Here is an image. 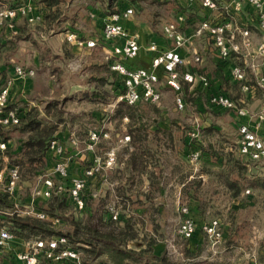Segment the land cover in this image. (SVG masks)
<instances>
[{"label":"crops","instance_id":"0c3cea01","mask_svg":"<svg viewBox=\"0 0 264 264\" xmlns=\"http://www.w3.org/2000/svg\"><path fill=\"white\" fill-rule=\"evenodd\" d=\"M24 1L0 0V7L15 6ZM86 1L92 4L95 2ZM217 1L219 7L209 9L203 7L200 0H149V4L144 3V10L136 11L129 18H122L121 23L131 34L138 36L141 46L137 58L130 62L135 67L151 66L152 43H156L160 50L173 47V42L165 35L164 27L179 14L186 17V21L180 23V29L188 35H192L196 26L204 19L231 21L237 27L251 30L252 47L233 53L229 59L219 56L207 36L194 37L180 48L179 52L185 60L184 64L178 66L181 91L176 92L171 88L168 84L170 77L163 72L157 85L163 99L158 104L142 103L133 106L130 114L117 113L122 104L117 101L120 77H117L118 72L109 68L108 50L104 44L99 42L94 48L81 49L67 41L68 30L78 31L87 38H102L104 14L99 5L92 8L89 4L88 13L82 6L85 13H79V16L84 25L83 30L76 28V25L82 23L74 20L76 16L73 18L68 15L72 19L66 21L63 31L57 28L66 20L64 17L59 22L47 24L45 15L49 9L41 1L36 3L32 12L40 16L39 20L31 23L22 20L24 16L18 17V33L15 35L8 28L0 29V79L15 77L11 89L12 104L23 115L35 106L41 111V117H46L45 108L49 102L68 98L73 117L65 128L60 127L55 136L68 149L71 174L84 176V171L96 156L104 157L111 145L117 147V164L87 178L85 192L88 195L96 192L98 195L89 198L83 213L79 214L75 210V219L81 216L86 220L89 214H94V222L110 223L108 206L114 204L123 216L121 225L127 220L135 223L138 238L128 242L129 249L139 251L146 247L147 238L155 237L157 241L153 244V254L165 255L175 264H263L261 256H264V249L256 246V240L255 247L250 249L243 241V236H248L247 231H252L251 227L255 238L264 240V218L261 217L256 222L251 215L241 214L242 209L250 204L254 205L257 197L255 189L249 187L246 190H251V194L244 191L240 196L233 197L227 182L228 173L230 172V179L233 176L227 161L231 157L233 142H228L231 147L228 145L226 154L216 151L206 154L197 167L189 160L191 149L188 145L190 137L187 128L200 127L201 124L197 121L198 118L187 119L186 111L193 109L197 112L195 116L203 118L207 107H216L210 102L211 94L226 93L238 106L249 111L250 115L240 116L236 110L215 109L228 113L231 118L227 116L225 122L220 119L214 122V130L221 131L220 124L224 123L228 135L231 130L237 132L236 143L240 126L248 124L255 128L257 114L264 112V84L258 82V77L264 74V60L256 57V48L263 37L257 26V12L246 2L238 11L234 8L233 0ZM148 5L149 14L145 8ZM78 10L67 6L64 7L63 14H76ZM237 40H241L240 34L237 35ZM195 53L201 57V61H194ZM12 61L36 69V75L29 78L16 77L10 67ZM75 61L78 65H75ZM251 64L257 66L255 70L250 68ZM235 65L248 68L251 75L249 79L253 82L249 85L250 89L244 90L243 82L234 80L231 71ZM186 72L207 75L210 87H204L198 79L194 82L185 80ZM177 95L183 96V109L171 102ZM190 95L194 98L193 102L187 99ZM174 112L183 116L175 113L173 117ZM95 128L108 132L109 137L101 136L95 149L91 150L87 148V142L90 131ZM258 133L264 136V122ZM128 135L130 139L124 140ZM71 136L79 138V147L72 146ZM3 138L0 134V139ZM24 138L25 134L22 132L13 134L7 139V143L17 152L21 149ZM226 138L231 139L229 136ZM234 154L245 161L243 163L247 162V175L251 173L257 176L264 172V158L255 161L240 151ZM25 185L26 183H21L20 186L24 194L19 200L22 215H27V210L44 202V198L37 195L34 188H30L29 192L24 188ZM223 198L228 203L225 211L230 210L229 214H233H224L221 218L223 241L213 248L200 227L214 218L216 209L224 205L221 203ZM184 205L189 207L190 215L199 226L194 237L188 241L178 233L183 217L180 209ZM68 217L69 213L65 212L60 221L69 223ZM254 229H258V232ZM169 237L177 244L176 248L171 249L172 252L165 241ZM226 241L234 243L226 244ZM16 261L10 260L7 254L0 255V264H22Z\"/></svg>","mask_w":264,"mask_h":264},{"label":"built area","instance_id":"2783aa9c","mask_svg":"<svg viewBox=\"0 0 264 264\" xmlns=\"http://www.w3.org/2000/svg\"><path fill=\"white\" fill-rule=\"evenodd\" d=\"M37 0H25L11 7H0V29L8 28L12 34L18 33L17 19L24 16L29 22L33 23L40 19L39 15L32 14ZM193 1V0H190ZM201 5L209 9L219 7L217 0H200ZM249 3L257 12V26L261 31L263 41L256 48V57L264 60V0H233L234 8L241 10L244 3ZM134 14L133 7H127L119 12H114L103 17L102 38H87L78 31L68 30L67 40L81 49L94 48L102 42L107 53V59L110 61V69L118 72L120 77L118 102H124L129 105L140 103H160L162 92L158 88L162 73H168V84L176 92L181 91V84L178 81V66L185 63L179 49L187 45L194 37L207 36L213 44L216 52L223 59H229L233 53H240L243 48L252 47V33L250 28L235 26L231 21H214L212 19L202 20L195 28L192 35H188L180 29V23L186 21L184 14H179L176 21L169 22L164 27V32L168 40L173 42V47L168 50H160L156 43L150 45L153 52L152 63L150 67H135L130 62L137 58L140 51V43L136 34H131L121 23L122 18H129ZM240 34L241 40H237ZM194 61H201V57L195 53ZM12 64V65H11ZM10 67L16 77L29 78L36 75V69L24 67L12 61ZM255 64L250 68L255 70ZM232 76L237 80L243 81L246 77V68L235 65L232 68ZM258 82L264 84V74L258 77ZM184 79L194 82L198 79L201 84L209 88L211 83L207 75L200 72H186ZM15 83V77H8L0 85V124L10 126L20 123V115L17 109H8V103L11 98V89ZM244 90H248L247 84L243 85ZM210 102L217 107L236 110L238 115H250L249 111L237 105V103L226 93L215 92L210 96ZM176 103L179 109L185 107L182 95H177ZM255 128L248 124H242L239 128L240 138L238 147L240 153L249 156L252 160L258 161L264 158V136L258 133V129L264 122V112L257 114ZM192 138L199 136L198 128L194 127L189 133ZM101 136L109 137L108 132H103L97 128L90 131L87 148L93 150L101 139ZM130 136H125L124 140H129ZM72 146L79 147L80 140L77 136H71ZM8 147L7 141L0 139V161L3 168L0 171V186L5 192H8L16 200L15 207L20 206V170L17 165L9 161L6 154ZM50 152L54 156L53 172L57 180L49 174L39 176L37 180L42 182L37 186L35 193L45 199L51 197L54 193L67 191L76 211H84L87 207L85 199V190L87 178L92 177L106 168H112L117 164V147L111 145L106 155L96 156L93 163L86 168L84 176H75L70 172V154L67 147L59 139L51 140L49 145ZM202 159V151L196 148L190 152V162L196 167ZM69 179L70 185L67 186ZM246 193L251 194V190ZM97 193H92V197H97ZM110 214L114 220L120 216L119 208L111 204L108 206ZM18 212V209H16ZM183 214L181 218L178 233L185 240L194 237L199 230L197 222L190 215V209L187 205L181 207ZM30 215L39 218H48V215L40 209V205L26 211ZM201 232L207 237L209 244L216 248L223 240V225L219 218H213L203 223L200 227ZM166 245L170 252L176 248L177 244L172 237L167 238ZM68 239L63 235H53L49 239L30 238L19 240L6 227H0V253L13 256L22 264H42L41 257L52 264H86L83 263L81 254L78 250L66 245ZM21 243V244H20Z\"/></svg>","mask_w":264,"mask_h":264},{"label":"trees","instance_id":"16d2710c","mask_svg":"<svg viewBox=\"0 0 264 264\" xmlns=\"http://www.w3.org/2000/svg\"><path fill=\"white\" fill-rule=\"evenodd\" d=\"M40 1L44 2L49 9L45 15V22L49 25L59 22L64 12L65 0H37L36 3L39 4ZM94 1L95 2L91 4L93 6L92 8L99 5L104 16L122 11L130 5L133 6L134 13L136 11H142L144 10V3H149V0ZM177 16L174 21L177 20ZM22 20L29 22L26 17ZM214 50L216 51L215 48ZM118 76L119 74L117 77ZM249 76L251 75L246 68V77L241 81L243 82V85L247 84L249 86L253 83L249 79ZM233 78L238 82L234 76ZM3 79L4 78L0 79V85L4 82ZM187 99L188 101H194V98L191 95ZM59 101L60 100H54L49 102L45 108L46 117H41V111L38 107L33 106L25 115H23L22 111L12 104V97L9 100L7 108L18 110L20 123L10 126L0 124V131L4 137L3 140L5 141L11 136L10 134L5 135L3 132L5 128L12 127L15 128L18 133L22 132L25 134V138L21 142L20 150L14 152L13 147H10L9 145L6 150V154L11 162H13L12 164H16L19 167L21 175L20 184L30 181V179H33L36 175L46 174V169L54 165L55 158L50 152L49 145L51 140L56 138L55 135L60 129V124L63 121V112L59 110V105L61 104ZM136 105L138 104L129 105L122 103L119 105L117 113H120L121 115L124 113L130 114L131 109ZM215 109L221 110V108L217 106ZM189 137L190 144L188 145L191 151L196 148H199L202 151L201 161L206 157V154H211L203 151L201 143L197 138H192L190 135ZM230 156L231 157L227 159V161L233 176L230 179L229 172L227 182L231 189V195L233 197H238L244 192L245 187L234 178V170L237 169L239 176L247 177L248 166L246 165L247 162L243 163L245 161L234 153H231ZM2 168L3 163L0 161V171ZM54 179L57 180V177L54 176ZM66 183L67 186L70 185L69 179ZM257 186L256 182L251 184V188L253 189L257 188ZM89 198H92V194L88 195L85 192L87 203L89 202ZM15 204L16 200L12 198L8 192H5L2 186H0V227L8 228L20 241L30 238L49 239L53 235L66 236L68 239L66 245L78 250L81 254L83 263L86 264H175L165 255L157 256L153 254V244L157 241V238L155 237H151L150 239L147 238L146 247L139 251L127 248L130 240L138 238V232L135 229V223L131 220H127L121 225L120 222H122L123 219L121 213L117 220H114L110 214V223L94 222V214H89L87 219H84L85 221L82 217L75 219L74 216L70 215L68 217L69 225L71 226L70 230L63 231L56 228V224H54L52 219L63 217L66 209L73 206V202L67 191L54 193L51 197L45 199L44 202L41 203L40 209L45 212L49 218H39L30 214L22 215L20 212L16 211ZM77 212L79 214L83 213V211ZM230 243L231 241H229V244ZM261 248L264 249V240L261 242ZM0 255L3 256L1 253ZM8 258L12 261L17 260L13 256H8ZM41 260L42 264H52L50 261L46 260L44 256L41 257ZM261 261L264 264V256H261Z\"/></svg>","mask_w":264,"mask_h":264},{"label":"rangeland","instance_id":"374dc122","mask_svg":"<svg viewBox=\"0 0 264 264\" xmlns=\"http://www.w3.org/2000/svg\"><path fill=\"white\" fill-rule=\"evenodd\" d=\"M88 1H92V0H88ZM86 2H87L86 0H68L67 2H65V8L67 6H71V8H74L76 10H78V8H79V10H78V12L76 14H71L69 12H67V14H66V12H65V14L62 15V17H64L66 20L65 21L63 20V23L58 25L59 28H57V29H59L60 31H63L66 21L72 19V17L74 18V16H76V18L74 20L75 21L79 20L80 23H81L82 20H81V16H79V13H85V11H86V13H88L89 10H88L87 6L89 4L90 5L92 4V2H88V3H86ZM82 6L85 7L84 8L85 11L82 9ZM145 8H147L146 12L149 14V5L147 7H145ZM68 15L72 16V17H68ZM61 19H63V18H61ZM82 24H83V22L80 25H78V26L76 25V28L83 30L84 29V25H82ZM66 39H67V37H66ZM14 59L17 60L16 58H14ZM75 65H78V62L75 61ZM36 73H37V71H36ZM43 85H44V83H43ZM162 99H163V97H162ZM162 99H161L160 102H162ZM59 100H60L59 102L61 103L59 105V110H61L63 112V121L61 122V124H60L61 126L60 127L63 126L62 128H65L67 122L73 117L72 110H71V108H72L71 106L72 105H71V103H69L68 98L67 99H60L59 98ZM172 100H171V102L176 103V96L173 97ZM121 103H124V102H121ZM124 104H126V103H124ZM153 104H158V103H153ZM213 109H210V106L207 107L205 112H204V114H203V118H199L198 115L195 116L194 114L197 113V112L195 110H193V109L186 111V113L188 114L187 115V119L194 120L195 118H198L197 121L200 122V124H201L200 127H197L198 128V132H199V136L197 137V140L200 141L201 146L203 148V151L206 152V153H208V152L209 153H213V152L216 151L218 153L226 154V148L229 147L230 146L229 143H232V142H233L231 144L232 145V150L230 152L231 153H236L237 151H239L238 142L237 143L235 142V140L237 139V132L236 131L233 132V130H231L230 135H228L224 123L220 124V127H221L220 130L221 131H218L217 129H215L216 130L215 131L214 128H213V125L215 124L214 122H216L217 120L220 119L222 122H225L227 116H229L228 113H222V112H220L218 110H215V109L213 110ZM175 113H177V112L173 113V117L176 115ZM177 114H179L180 116H183L180 113H177ZM229 118H231V117L229 116ZM229 120H231V119H229ZM204 122H205V125H203ZM195 124H197V123H195ZM192 130H193L192 127H188L187 128V132L188 133H190ZM3 132L5 133V135L6 134L13 135V134H17L18 133V131H16L15 128H12V127L11 128H5L3 130ZM0 134H1V131H0ZM216 134H219L220 136L219 137H215ZM227 136H229L231 139H227L226 138ZM239 138H240V135L238 133V140H239ZM9 161L11 162L10 159H9ZM11 163H13V162H11ZM14 165H16V164H14ZM50 168H52V170H50ZM45 173L54 177L55 174L53 172V166L48 167L46 169ZM42 175L43 174H40V176H42ZM37 177L38 176L36 175L33 179H30V181L26 182V185H25L24 188L27 189V191L30 192V188L36 189L37 186H41L42 185V182L37 180ZM234 178L237 179L239 183L244 185V187H245L244 191H247L246 189L249 188V187L251 188V184L253 182L257 183V185H258L257 188H254L255 192L257 194L256 195L257 196L256 200H254V205L250 204L248 207H245L244 209H242L241 210V214L251 215L256 222H259V219L261 217L264 218V172H262L261 175H257V176H254L253 174L249 173V175H247V177L246 176L244 177V176H239L238 172H237V169H235L234 170ZM20 193H21L20 199H22L24 194L22 193V189L21 188L19 190V194ZM221 203H223L224 205L221 208L219 207L218 209H216L215 216H214V217L219 218V219H221L224 216V214L228 215L230 213V210H226L225 211V209L227 208V205H228V203L225 200V198L222 199ZM225 203H227V204H225ZM15 209H18L19 211H21L22 207L21 206H19L17 208L15 207ZM222 209H224L225 212H223ZM66 212L69 213V216L70 215L73 216V214L75 212V209L73 208V206H71V207L66 209ZM232 214L233 213H231L229 215L231 216ZM50 219H52V218H50ZM60 219H62V217L61 218L52 219L54 221V224H56L55 227L59 228V229H61L63 231L70 230L71 227H68L69 223H62V221H60ZM64 220H66V219H64ZM262 221L264 222V219H262ZM256 227L258 228V226H256ZM251 230L253 231L252 227H251ZM254 230H256L258 232V229H254ZM252 231H250V232L247 231L246 235L248 234V236H243L244 237V240H243L244 244L246 246H248L249 249L250 248H254L255 247L254 246V240H256L257 241V245L256 246L261 248L262 240H260V238H257V237L255 238V234ZM223 233H224V230H223ZM231 243H234V242L231 241ZM226 244H229V242L226 241Z\"/></svg>","mask_w":264,"mask_h":264}]
</instances>
